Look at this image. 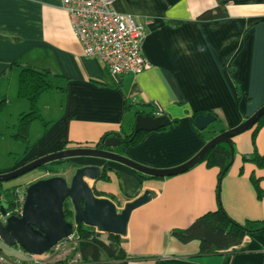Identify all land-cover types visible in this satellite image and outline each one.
Wrapping results in <instances>:
<instances>
[{"label":"crops","instance_id":"obj_1","mask_svg":"<svg viewBox=\"0 0 264 264\" xmlns=\"http://www.w3.org/2000/svg\"><path fill=\"white\" fill-rule=\"evenodd\" d=\"M117 5L146 25L142 54L150 68L138 75H113L87 57L63 0H0V99H5L0 104V175L53 153L94 148L105 137L129 135L136 114L154 116L156 104L172 121L170 128L148 133L125 157L149 168L171 169L264 106V0H118ZM209 11L225 16L199 20ZM19 63L49 72L53 86L40 100L44 121L35 134L37 121L31 125L27 152L14 138L29 110V103L12 94ZM195 113L217 118L202 136ZM254 129L232 139L235 157L220 190L225 210L241 224L264 222V199L251 181L258 179L264 190V169L244 161L255 150ZM256 147L264 155V127ZM64 162L61 166L74 170L110 169L108 180L89 183L96 197L110 199L120 209L146 190L158 193L131 216L122 238L132 259L127 264H264V229L246 236L239 246L208 255L201 254L199 241L182 244L172 236L218 210V169L200 163L176 177L143 180L119 163L97 158ZM41 179L39 173L5 188L26 189ZM0 248L10 264H34L19 246L0 241Z\"/></svg>","mask_w":264,"mask_h":264},{"label":"water","instance_id":"obj_2","mask_svg":"<svg viewBox=\"0 0 264 264\" xmlns=\"http://www.w3.org/2000/svg\"><path fill=\"white\" fill-rule=\"evenodd\" d=\"M264 117V106L252 117L238 127L225 131L209 141L206 146L190 161L171 169H153L140 165L133 160L110 150L99 148H74L38 158L22 167L0 175V184L13 182L28 173L48 164L60 163L75 158H97L119 163L156 179H166L184 174L200 164L204 157L216 146L228 143L252 128ZM217 120L208 113L195 118L199 131L207 130ZM168 116L155 117L140 114L136 117L134 133L157 132L171 126ZM105 148L113 149L122 144L119 137L101 140ZM232 162L234 147L231 145ZM231 162V164H232ZM103 169L97 166L77 168L70 180L62 176L38 180L26 187L25 202L18 215L7 216L11 210L2 196L0 202V240L8 247L19 246L27 254L43 256L53 250L60 242L68 239L79 225L94 229L97 233L115 235L124 238L133 212L148 204L158 196L152 190H146L136 199L126 203L123 208L110 199L96 197L89 181L102 178ZM69 202L74 212L73 221H67L64 213L65 204ZM13 203V204H12ZM11 205H14L12 202ZM5 218V221L1 219Z\"/></svg>","mask_w":264,"mask_h":264},{"label":"trees","instance_id":"obj_3","mask_svg":"<svg viewBox=\"0 0 264 264\" xmlns=\"http://www.w3.org/2000/svg\"><path fill=\"white\" fill-rule=\"evenodd\" d=\"M116 7L119 9L118 5H116ZM224 16L225 14L221 12L214 14L209 11L204 13L199 20L209 21ZM18 65L21 67V73L18 81L17 96L20 101L29 103V112L21 116L17 133L14 138L26 145L27 152L30 149V127L34 122L42 120L39 109L40 100L53 90V86L50 81L51 75L49 72L40 71L30 66H22L20 63ZM4 100L5 99H0L1 105L5 103ZM128 108H131L130 105ZM201 114L203 113H195L193 115V119L195 120V118ZM138 115L140 114H136V117ZM175 123H177V121H175L174 124ZM263 127L264 117L261 118L254 127V153L251 157L244 158L245 162H250L260 169H264V155L258 153L256 147V137ZM169 128L170 126L160 131H165ZM223 132L225 131L222 130L221 133ZM199 133L202 136V132L199 131ZM147 134L148 133L145 132L135 134L133 130L129 135L119 136L122 140V144L117 147L114 152L125 156L126 151L131 147L140 145ZM98 145L99 148L112 151L111 149L105 148L102 141H100ZM231 145L234 147L233 141H231ZM231 145L223 143L216 146L204 157L201 162L206 164V167L209 169L216 168L219 170L217 192L219 198L218 210L215 212H209L200 217L194 224L185 230L177 229L172 232V236L182 244L199 241L201 244L200 251L202 255H208L214 251H228L233 247L239 246L246 236L255 234L264 229V222H246L245 224L236 222L229 216L222 205L220 190L221 184L229 171L233 159ZM61 164L62 163H53L40 168V170H42L41 172L45 176V179L58 176L63 173L65 167L61 168V170L58 169ZM109 171L110 169L104 168L102 175L103 180H108L107 173ZM136 173L143 180L156 179L143 175L139 172ZM251 181L255 187L258 198L260 200L264 199V190L260 186V181L255 177H252ZM16 190L17 186L6 189L5 184H0V202L2 200V196H6L4 197L5 202L10 205L11 209L14 207L16 208L18 206L17 204L11 205V203L14 202V194ZM64 213L67 221H73L74 212L72 205L69 202L65 204ZM76 234L79 241L77 252H79L82 257V262L80 264H127L130 260H132L126 253V250L122 245V238L119 236L108 235L105 240L102 237V234L97 233L94 229L87 228L82 224L76 229Z\"/></svg>","mask_w":264,"mask_h":264},{"label":"built area","instance_id":"obj_4","mask_svg":"<svg viewBox=\"0 0 264 264\" xmlns=\"http://www.w3.org/2000/svg\"><path fill=\"white\" fill-rule=\"evenodd\" d=\"M118 0H63L64 9L70 14L77 40L87 57L97 59L113 75H138L150 68L142 54L146 25L132 15L117 9ZM155 117L162 116V108L156 104ZM26 189L14 194V204L7 216L18 215L25 202ZM2 221L5 218L2 217ZM1 241V240H0ZM76 230L68 239L60 242L43 256L30 254L34 264H80ZM12 261L0 248V264Z\"/></svg>","mask_w":264,"mask_h":264},{"label":"rangeland","instance_id":"obj_5","mask_svg":"<svg viewBox=\"0 0 264 264\" xmlns=\"http://www.w3.org/2000/svg\"><path fill=\"white\" fill-rule=\"evenodd\" d=\"M13 85H14V82H13ZM12 94L13 95H16V94H18V86L16 87V89L14 90L13 89V91H12ZM40 109V108H39ZM29 112V110L27 111V112H25V113H28ZM41 116H42V114H41ZM43 118H42V120H40V121H37V124H36V122H35V126H34V130L32 131L33 132V134H35L36 133V128L37 127H41V122L43 123ZM37 132H38V129H37ZM32 134V135H33ZM22 145H23V143H21ZM25 145V144H24ZM23 145V146H24ZM26 146V145H25ZM234 157H235V153H234ZM60 163H63V165H67V163L68 162H60ZM61 168H64L63 166H61V167H58V169H60L61 170ZM42 170H40V169H38V170H35V171H33V172H31V173H28L27 175H25V176H23V177H21V178H19V179H17V180H15V181H13L15 184H23V182H24V180H26V179H28L29 177H31V176H33V175H36V174H39L40 173V176L41 177H43L44 179H45V176H44V174H42V172H41ZM75 171L76 170H74L73 168H71V166H69V167H65V169L63 170V173H61L60 175H58V176H62V177H65L67 180H70L71 179V177L74 175V173H75ZM105 240L107 239V238H104Z\"/></svg>","mask_w":264,"mask_h":264}]
</instances>
